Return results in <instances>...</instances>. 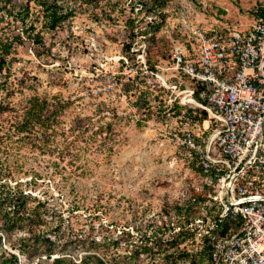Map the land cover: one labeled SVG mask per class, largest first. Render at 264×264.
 Masks as SVG:
<instances>
[{
  "label": "rangeland",
  "instance_id": "1",
  "mask_svg": "<svg viewBox=\"0 0 264 264\" xmlns=\"http://www.w3.org/2000/svg\"><path fill=\"white\" fill-rule=\"evenodd\" d=\"M137 1L63 0L73 14L49 29L41 6L31 0L27 21H34L43 42L26 39L13 53L16 59L7 76L0 73L1 82L8 79V90L2 92L5 96L9 91L13 106L10 122H0V183L23 189L36 210L44 209L35 207L39 200L46 201L65 223L51 233V213L43 212L36 233L57 237V249L51 257L36 254L35 245L27 253L22 239L30 232L22 228L7 233L1 217L6 210L0 206V256L16 253L18 264H52L57 257L72 264L88 254L103 256L93 244L105 234L101 223L113 229L136 223L143 231L152 223L168 224L166 211L171 214L175 204L190 199L206 181L179 141L187 121L177 115L165 119L158 107L159 100L167 104L169 92L159 86V76L167 83L173 80L171 45L184 41L191 29L231 21L225 14L244 29L264 0H142L145 8ZM160 3L164 17L155 24L151 21L156 16H147L146 10ZM7 22L0 23V31L24 27L21 20ZM145 28L159 30L145 44L139 36L131 38L132 31ZM34 96L60 100L63 109L55 120L50 118L49 127L18 132L15 117ZM191 124L203 140L209 121ZM170 233L177 232L168 231L164 238ZM181 249L189 252L181 264H210L201 243L191 236L173 247L176 255ZM123 264L166 263L158 252L142 250Z\"/></svg>",
  "mask_w": 264,
  "mask_h": 264
},
{
  "label": "built area",
  "instance_id": "2",
  "mask_svg": "<svg viewBox=\"0 0 264 264\" xmlns=\"http://www.w3.org/2000/svg\"><path fill=\"white\" fill-rule=\"evenodd\" d=\"M139 39L145 44L147 35ZM168 68L170 83L159 76V86L169 90L167 104L158 101V107L169 119L176 103L184 106L179 117L187 127L179 141L186 157L198 155L205 170L217 165L223 172L209 193L219 214L196 219L195 240L213 242L212 264H264V16L247 29L233 23L194 27L184 41L172 43ZM203 110L209 132L202 140L191 124L201 122L189 117ZM230 216L241 218L239 228L222 230Z\"/></svg>",
  "mask_w": 264,
  "mask_h": 264
},
{
  "label": "trees",
  "instance_id": "3",
  "mask_svg": "<svg viewBox=\"0 0 264 264\" xmlns=\"http://www.w3.org/2000/svg\"><path fill=\"white\" fill-rule=\"evenodd\" d=\"M140 1V2H139ZM137 1L144 8L147 6L142 0ZM158 0H155L157 2ZM31 0H0V11L2 15L0 16V23L5 21L21 22L24 27L19 31L6 32L0 31V73L6 71V76L8 74L7 70L13 64V60L16 57L13 53L18 51L21 44H24L26 39H31L35 43H42L43 37L40 31H35L34 21H27V18L31 13ZM41 10L44 11L45 23L49 29H56L62 22H64L69 16L73 14V10L69 6L63 5V0H36ZM142 2V3H141ZM158 4V3H157ZM154 4L151 9L146 10L147 16H156L151 22L159 24L163 20V9L161 5ZM164 4V3H163ZM144 10L145 9H141ZM264 16V5L259 6V9L255 11V17ZM152 18V17H151ZM7 22V23H8ZM134 22V21H133ZM137 26V23H136ZM133 28V25H132ZM158 28V27H156ZM30 29V30H28ZM134 30V29H133ZM159 29H146L141 32L132 31L131 38L139 36L143 33L147 35V39L154 38L155 33ZM130 48V45L128 46ZM155 69V67H152ZM10 72V70H9ZM6 78L4 81H0V122L2 119L10 122V115L12 112V103L8 99L9 91H7L4 96L3 90H8ZM22 83V82H21ZM203 86H197V91L201 90ZM2 93V94H1ZM160 101V100H159ZM161 102V101H160ZM143 105L148 104V101H142ZM63 105L60 100L51 101L46 98H41L34 96L29 99V105L25 111H22L20 117L16 116L13 126L16 127L18 132H30L38 127L51 125L49 122L50 118L55 120V116L58 112L62 111ZM185 107L176 103L174 106L173 116H180L184 111ZM201 115H196V117L190 116L189 118L198 120L199 122H204L208 118L207 111L203 110L200 112ZM210 130V129H209ZM206 130L205 134H208ZM201 140L200 138H198ZM193 167L199 169L201 175L206 181H204L201 187L196 191L190 199L183 203L175 204L173 206L172 213L170 214L167 210V215L170 216V221L168 224L163 223L159 225L158 223H152L147 227V231H143L139 224L134 223L133 227L123 226L120 229L110 228V224H102L101 228L105 227L104 235L100 241L93 240V244L100 248L103 252V256H98L96 254H88L81 258L78 262H69L72 264H123L127 258H135L140 251L148 250L154 255L158 252L162 255V259L166 264H181V261L188 260L189 252L185 249L179 250L176 255L173 247L179 245L188 236L195 240L194 224L196 219H214L217 217L220 211V205L217 201L209 197V193L214 191L218 185L219 177L223 173L217 170V165H209L207 170L203 164L198 160V155L193 159ZM211 178V182L208 179ZM0 206L6 211L1 214L4 223L6 224V232L11 233L18 229L26 228L30 232V236L22 239L23 240V250L27 253L31 246H36V254L45 253L48 257H51L55 253L58 244L56 243V238H51L46 234L39 235L36 233V228L41 222H44L43 212L51 213L50 232L57 234L65 223V219L62 213L56 208L47 206L46 201L39 200L38 204L35 206L43 207V210H36L32 207L31 201L28 198L27 193L20 188H11L8 183H0ZM201 208L204 211H201ZM51 209V211H50ZM2 212V210L0 209ZM201 211V213H200ZM172 216V217H171ZM177 217L173 218V217ZM96 218V217H95ZM94 218V220H95ZM177 221L174 224L173 219ZM241 224V218L228 217L223 226L222 230H226L233 227L234 230L239 228ZM94 230V228H92ZM176 230V234H169L164 238V235L168 231ZM44 232V231H43ZM33 239L32 243H26L27 239ZM2 236H0L1 244ZM197 242V241H196ZM198 243V242H197ZM201 243L202 249L209 257V263L212 264V248L213 242L204 238ZM43 247L39 251V248ZM33 256L31 253L30 257ZM0 264H18V255L16 253H10L9 256H0ZM52 264H68L61 257L53 258Z\"/></svg>",
  "mask_w": 264,
  "mask_h": 264
},
{
  "label": "crops",
  "instance_id": "4",
  "mask_svg": "<svg viewBox=\"0 0 264 264\" xmlns=\"http://www.w3.org/2000/svg\"><path fill=\"white\" fill-rule=\"evenodd\" d=\"M224 10H225V9H224ZM232 17H233V16L228 15V14H225V15H224V18H227V19L231 20V21H229V22H227V23H233V24H234V22L232 21ZM251 24H252V23H251ZM249 26H250V25H249ZM249 26H248V27H249ZM248 27H246V28H244V29H247Z\"/></svg>",
  "mask_w": 264,
  "mask_h": 264
}]
</instances>
